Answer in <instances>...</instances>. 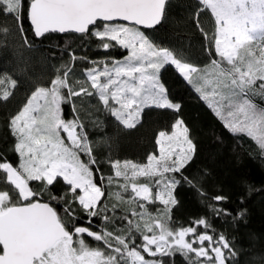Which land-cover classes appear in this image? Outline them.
Masks as SVG:
<instances>
[{"label": "snow or ice", "instance_id": "6c2138e0", "mask_svg": "<svg viewBox=\"0 0 264 264\" xmlns=\"http://www.w3.org/2000/svg\"><path fill=\"white\" fill-rule=\"evenodd\" d=\"M199 3L203 7L197 15L209 10L214 18V33L204 36L208 50L214 47L219 57L204 67L188 62L172 49L158 46L141 31L139 26L150 29L162 22L168 0H29L26 10L24 0H0V13L13 17L25 45L29 44L22 24L26 11L35 37L48 32L90 33L104 49L118 45L128 50L122 61L93 62L96 67L85 69V83H90L91 90L84 85L77 89L70 83L72 70L67 64L62 65V74L61 68H57L50 86H37L23 108L11 117L9 127L17 141L14 150L19 155V165L13 166L7 160L0 162L2 182L11 186L0 189V264H162L146 259L142 252L151 257L175 253L187 257L194 253L198 259L190 264H231L238 255L223 234L214 237L207 231L198 232V227H171L170 213L177 203L173 189L179 181L166 174L180 172L196 151L182 119L174 121L171 133L159 131L155 143L160 154L150 153L146 164L110 161L114 176L125 180L119 187L124 192L130 188L133 195L125 200L117 192L118 203L101 207L106 193L93 179L91 165L97 161L86 126L78 114L72 120L61 115L64 103H71L78 113L75 98L82 96H96L125 129H134L147 107L178 113L181 105L170 99L162 82V70L174 66L231 133L246 134L264 153V107L254 102L255 96H264V83L255 88L258 81L264 82V0ZM2 31L7 33L10 29L5 27ZM69 59L79 58L70 52ZM16 84L11 76H0V100H7ZM81 153L87 161L81 159ZM138 177H158L154 181L155 200L164 205L163 214L154 217L146 210L138 212L133 208L131 216L138 219L115 216L121 204L152 202L153 189L147 183H137ZM61 178L73 199L67 200L65 193L61 197L51 196L50 200L65 201L63 215L50 202L37 199ZM107 179L111 185L113 177ZM30 181H39L44 187L36 192ZM212 199L222 201L226 197L217 195ZM77 202L88 218V226L79 223L77 210L72 207ZM138 208L145 209L144 203H138ZM109 212L113 215L109 216ZM216 212L227 214L224 209ZM97 218L102 226L93 231ZM115 220L127 222L125 234L108 230L106 225ZM195 223L206 230L211 227L205 218ZM136 233L143 241L139 246L131 240ZM84 234L103 242L104 247L90 246ZM189 236L193 238L186 239Z\"/></svg>", "mask_w": 264, "mask_h": 264}, {"label": "trees", "instance_id": "16d2710c", "mask_svg": "<svg viewBox=\"0 0 264 264\" xmlns=\"http://www.w3.org/2000/svg\"><path fill=\"white\" fill-rule=\"evenodd\" d=\"M28 3L29 0H24L25 10ZM202 7L199 0H168L162 22L150 29L141 28V31L158 46L174 50L181 58L198 67L210 65L212 59L219 57L215 55L214 47L208 50L204 33L211 36L215 23L209 10L200 11L197 15ZM22 24L28 45L24 44L13 17L0 13V76L7 74L17 81L15 88L10 89L12 94L9 98L0 100V162L7 160L13 166L19 165V155L14 150L16 138L9 122L37 86H50L56 69L61 68L62 74V65L67 64L72 70L69 82L78 89L83 85L85 69L93 67V62L113 61L128 54L127 49L118 45L109 49L102 48L101 41L90 33L49 32L36 38L26 11ZM5 27L10 31L4 33L2 29ZM70 52L79 59L70 61ZM77 81L80 83L77 84ZM162 82L166 84L170 99L181 105L179 112L147 107L142 111L141 120L134 129H125L104 109L96 96L75 98L78 113L73 111L71 103L61 105L63 119L69 120L78 114L86 126L85 131L97 161L91 165L93 179L106 193L102 198L101 207L104 204L111 207L112 204L118 203L115 199L117 192H120L125 200L133 195L130 188L128 192H124L119 187L125 180L123 177L114 176L110 161L130 160L137 164L145 163L150 153H158L159 146L155 141L159 131L170 132L171 125L179 117L189 128L196 151L192 160L180 172L166 174L179 181L173 189L177 203L171 209V227H198V232L207 231L214 237L223 234L238 253L231 264H264V259L261 258L264 257V153L246 134L231 133L208 103L201 99L195 88L179 76L174 66H167L166 70H162ZM259 84L260 81L255 88L258 89ZM63 91L66 93V90ZM254 102L264 107V96H255ZM80 155L82 160L87 161L86 156L82 153ZM109 176L113 177L111 185L108 184ZM156 178H137V183H147L153 189L152 202L145 203V209L138 208L141 201L121 204L115 216L128 215L130 219H138L131 216L133 208L138 212L146 210L154 217L162 215L164 205L155 200ZM3 180L4 174L0 172V189L10 188L11 186L2 182ZM29 183L36 192H40L44 187L39 181ZM65 193L67 200L73 199L68 186L61 178L54 186H49L48 191L37 196V199L50 202L51 206L63 215L65 201L50 200V197H61ZM217 195L226 199L213 200ZM72 207L77 210L79 223L88 226V218L79 210L78 202ZM218 209L226 210L227 214L217 215ZM241 212L242 216L239 215ZM108 215L112 216L113 213L109 212ZM201 218L207 219L211 225L209 229L196 225L195 222ZM126 224V221L115 220L106 227L115 234L122 235L127 232ZM101 226V221L97 218L92 230L97 231ZM84 237L90 246L104 247L103 242L94 241L86 234ZM131 240L136 246L143 243L139 233L134 234ZM142 254L146 259L162 261V264H190L198 259L194 253L187 257L180 253L156 257L143 252Z\"/></svg>", "mask_w": 264, "mask_h": 264}, {"label": "rangeland", "instance_id": "374dc122", "mask_svg": "<svg viewBox=\"0 0 264 264\" xmlns=\"http://www.w3.org/2000/svg\"><path fill=\"white\" fill-rule=\"evenodd\" d=\"M120 23H121V22H120ZM127 55H128V54H127ZM127 55H126V56H127ZM126 56H125V57H126ZM125 57H123V58H121V59H116V60H121V61H122ZM101 61H106V60H101ZM113 61H115V60H113ZM98 62H100V61H98ZM106 62H109V63H110L111 61H106ZM96 66H97V64H95L93 67H96ZM99 66L102 67V65H99ZM83 75H84V74H83ZM86 79H87V78H86V76L84 75V79H83L82 84H83L84 86L89 87V90H91V88H90V83H88V84L85 83V82H86ZM260 83H264V82H261V81H260ZM33 91H34V90H33ZM33 91H32V92H33ZM32 92H31L30 95L28 96V98H27L26 102L24 103V105L27 103V101H28L29 97L31 96ZM37 103H39V104H43V101H38ZM24 105H23V106H24ZM23 106H22L21 108H23ZM20 110H21V109H20ZM20 110H19V111H20ZM19 111H18V112H19ZM18 112H17V113H18ZM17 113H16V114H17ZM16 114H15V115H16ZM72 119H74V118H71V119H69V120H72ZM171 131H172V130H171ZM171 131H170L169 133H171ZM62 137L65 139V141H66V143H67L66 135L62 133ZM16 142H17V141H16ZM159 154H160V153H159V150H158V153H157V154H154V155L159 156ZM121 162H123V161H121ZM146 163H147V161H146L145 163H142V164H146ZM157 178H158V177H157ZM157 178H156V179H157ZM98 186H99V185H98ZM78 191H79V190H78ZM141 203H144V204H145V203H147V201H141ZM192 238H193L192 236L186 237V239H189V240L192 239ZM206 243H207V242H205V244H206ZM153 250H154V246H153ZM200 259L202 260L203 258H200Z\"/></svg>", "mask_w": 264, "mask_h": 264}, {"label": "water", "instance_id": "95a60500", "mask_svg": "<svg viewBox=\"0 0 264 264\" xmlns=\"http://www.w3.org/2000/svg\"><path fill=\"white\" fill-rule=\"evenodd\" d=\"M27 19H28V17H27ZM28 22H29V24H30V26H31V23H30V20L28 19ZM118 22H121V23H128V22H125V21H118ZM155 26H157V25H155ZM155 26H153V27H155ZM140 28H143V29H149V28H145V27H143V26H139ZM152 27V28H153ZM31 29H32V31H33V28H32V26H31ZM69 32H71V31H69ZM33 33H34V31H33ZM49 33V32H48ZM57 33H60V32H57ZM65 33H68V32H65ZM72 33H75V32H72ZM46 34V33H45ZM60 34H63V33H60ZM77 34H81V33H77ZM36 38H40V37H36ZM41 201V200H40ZM41 202H45V201H41Z\"/></svg>", "mask_w": 264, "mask_h": 264}]
</instances>
